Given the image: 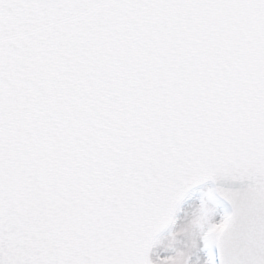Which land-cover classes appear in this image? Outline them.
<instances>
[{"label": "snow or ice", "instance_id": "obj_1", "mask_svg": "<svg viewBox=\"0 0 264 264\" xmlns=\"http://www.w3.org/2000/svg\"><path fill=\"white\" fill-rule=\"evenodd\" d=\"M0 264H264V0H0Z\"/></svg>", "mask_w": 264, "mask_h": 264}]
</instances>
